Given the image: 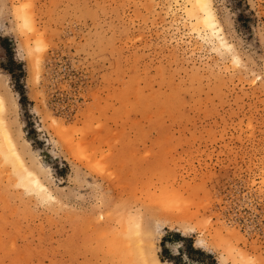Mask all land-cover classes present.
<instances>
[{"label":"rangeland","instance_id":"rangeland-1","mask_svg":"<svg viewBox=\"0 0 264 264\" xmlns=\"http://www.w3.org/2000/svg\"><path fill=\"white\" fill-rule=\"evenodd\" d=\"M211 2L241 68L194 27L186 0H0L2 118L24 165L0 154V264H239L233 242L259 254L264 83L252 81L264 0ZM77 144L105 156L111 175ZM164 170L193 206L146 211L136 237V188Z\"/></svg>","mask_w":264,"mask_h":264},{"label":"snow or ice","instance_id":"snow-or-ice-1","mask_svg":"<svg viewBox=\"0 0 264 264\" xmlns=\"http://www.w3.org/2000/svg\"><path fill=\"white\" fill-rule=\"evenodd\" d=\"M25 7H29V5H25ZM195 7L198 10V13L204 16L206 24H211L214 28L219 29V24L215 23L217 20V15L214 11L215 5H213L211 0H197ZM226 7L227 6L225 5V8ZM224 20L226 22L230 21L231 14L226 12ZM261 34L264 35V30H262ZM241 47H244L243 42H241ZM220 51L221 53L227 52L231 58V63L234 68L243 67L244 61L236 52V47L234 44H228L222 38ZM262 65H264V61H262ZM253 76L255 77L252 81L253 84H255L257 80H259L261 83H264V66L261 68L260 75L257 76L255 73H253ZM4 112V100L0 98V129L4 128V120L2 118ZM100 126V124H96L97 128ZM251 128L252 125L250 123L249 130H251ZM77 135H82V133L78 131ZM73 147L78 158L86 160L96 174L101 177L111 175V172L109 171L111 164L108 162L105 156H101L98 152L93 154L87 147L79 144L73 145ZM16 159L18 160L19 158L16 157ZM93 159H95V163L92 162ZM136 195L138 199H142L143 203L139 208H137L135 205H132V212L128 213L127 215L130 234H134L136 237H140L142 235L141 225L144 218V213L146 211L160 210L165 212H173L181 211L185 208H190L193 206L190 200L186 199L181 192L177 191L176 180L173 179V175L166 170L152 173L148 178H146L143 185L137 186ZM95 199L97 201L96 206L102 208L106 197L97 195ZM107 202L111 203L110 200ZM124 206H128L127 202ZM100 219H103V217L101 216ZM205 223L207 224L210 222L205 221ZM192 231H195V229H192ZM235 243L236 242L228 244V248L230 251L236 253V255L240 257L239 264H264V244L261 245L259 254L257 255L255 252L247 253L240 251L238 248L233 246ZM12 247L14 248L15 244H13ZM197 247H204V245L201 242L197 244ZM208 250L212 251V248L208 247ZM185 264H187V258H185Z\"/></svg>","mask_w":264,"mask_h":264},{"label":"bare ground","instance_id":"bare-ground-1","mask_svg":"<svg viewBox=\"0 0 264 264\" xmlns=\"http://www.w3.org/2000/svg\"><path fill=\"white\" fill-rule=\"evenodd\" d=\"M186 2L189 3L188 4L189 9L187 12L189 13L188 15L194 19V24H195L194 27H196L198 29H202L204 31H207L212 36L214 35L216 37L217 41L221 44V39L223 37L220 35V27H219V29H217V28H214L211 24L205 23L204 16L202 14H199L198 10L195 7L197 4V0H186ZM12 14L14 15L15 19L18 20V23L20 26H22L24 29H27L29 31H35V33H36L35 26L32 22V17L30 16L29 13L19 12V10L14 7L12 9ZM215 23H218V22L215 21ZM38 34H39V32H38ZM0 98H2V97L0 96ZM4 106H5V112H6L5 101H4ZM0 154L3 155L4 157L12 156L13 158H15V161H16V163H18V165L24 166L23 161L21 160L20 155H19V153H18L17 149L15 148V145L12 141L11 135H10V133L6 127L5 121H4V128L0 129ZM16 157H18L19 159L17 160ZM24 170L26 171L27 169H24ZM26 172H28V175L30 176V179H29L30 184L32 183V184H34V187L36 186L35 188L38 187V188H41V190H42L43 185H40L41 183L38 182V180L35 178L36 176L34 177V176H32L33 174H31V173L29 174L28 170ZM27 182H29V181H27Z\"/></svg>","mask_w":264,"mask_h":264}]
</instances>
